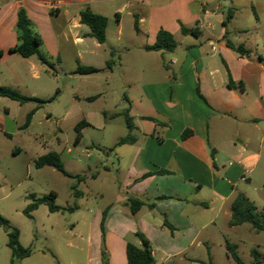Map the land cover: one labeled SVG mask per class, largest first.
<instances>
[{
    "label": "crops",
    "instance_id": "0c3cea01",
    "mask_svg": "<svg viewBox=\"0 0 264 264\" xmlns=\"http://www.w3.org/2000/svg\"><path fill=\"white\" fill-rule=\"evenodd\" d=\"M86 7L107 20L102 45L80 22V11ZM20 8L39 36V50L46 59L59 60L71 53L76 69L80 65L111 72V67L123 66L120 58L129 56L133 71L139 72V86L148 102L141 108L137 102H126L134 142L115 143L111 170L104 165L102 178L116 194L92 217L91 229L100 238L105 213L107 264H127L126 243L140 246L136 232L149 242L153 264H215L211 250L215 244L220 246L222 234L225 249L227 230L244 227L243 232L249 233L248 224H228L234 198L243 195L255 207L256 216L264 212L247 196V188L254 186L251 175L264 152V20L260 15L264 0H1L0 86H15L12 78L35 69L38 61L8 52L19 42ZM248 13L254 18L238 21ZM125 17L132 20L134 35L129 37L123 36ZM159 31L173 36L176 45L171 51L146 49ZM109 37L114 38L113 45L107 44ZM227 42L243 46L248 53L238 54ZM109 50L124 51L116 62L108 58ZM95 55L100 56L98 65L92 61ZM138 57L146 59L145 66L137 68L138 61L133 60ZM144 75L153 77L140 79ZM86 123L84 128L90 126ZM185 131L189 134L182 138ZM123 146L128 148L121 150ZM110 157L105 154L102 163ZM161 170L166 173H157ZM130 199L142 202L135 213L130 211ZM100 250L101 239L93 245L89 242L85 264H101ZM224 255L232 262L226 251ZM253 261L252 256L249 264Z\"/></svg>",
    "mask_w": 264,
    "mask_h": 264
},
{
    "label": "rangeland",
    "instance_id": "374dc122",
    "mask_svg": "<svg viewBox=\"0 0 264 264\" xmlns=\"http://www.w3.org/2000/svg\"><path fill=\"white\" fill-rule=\"evenodd\" d=\"M260 15L264 20V12ZM246 18L254 16L248 13L238 21L245 23ZM131 22L130 17L124 18V37L134 35ZM106 42L113 45L114 38L109 37ZM123 51L109 50L108 58L117 62ZM120 59L121 68L80 75L75 73V59L66 53L59 60L47 59L48 65L36 61L35 69L24 70L12 78L15 86L3 85L22 96L44 101L20 104L2 98L0 102L3 129L0 130V216L19 231L20 245L31 250L28 258L14 264H85L88 243H99L98 231L95 235L91 229L94 228L92 217L95 210L112 202L116 194L113 186L104 184L102 169L105 165L111 170L113 147L129 133L124 122V113L130 109L126 102H137L140 108L148 102L139 86V72L133 71L132 59L129 56ZM92 61L98 65L100 56L95 55ZM133 61H138L137 68L146 65L144 58ZM148 77L153 76L144 75L140 79ZM37 105L39 108L29 127L20 130L27 113ZM82 120L90 126L83 129L82 141L74 146V126ZM15 149L19 151L14 152ZM50 151L60 155L63 169L70 177L49 168H35L34 160ZM107 153L111 157L103 164L101 160ZM75 176L83 179L77 182ZM251 179L254 186L247 188V196L258 210H264V152ZM50 192L55 193L54 204L61 210L50 213L42 204L28 218L23 212L31 203L28 196L43 197ZM247 226L249 233L243 232L244 227L227 230L224 239L237 245V254L244 264L251 262L253 251L258 252L264 264V234L254 233ZM6 242V233L0 228V264H11ZM225 251L222 234L220 246L215 244L211 250L215 264H233L226 260Z\"/></svg>",
    "mask_w": 264,
    "mask_h": 264
},
{
    "label": "trees",
    "instance_id": "16d2710c",
    "mask_svg": "<svg viewBox=\"0 0 264 264\" xmlns=\"http://www.w3.org/2000/svg\"><path fill=\"white\" fill-rule=\"evenodd\" d=\"M80 22L85 24L90 29L89 36L94 38L98 44L102 45L105 42V29L107 25V20L104 16L93 13L89 8H84L80 11ZM231 17V12L229 11L226 16V20L228 21ZM182 33H187L185 28L181 29ZM16 32L18 37V43L9 49L10 54H17L23 58H29L34 56L40 63L48 65V61L45 56L40 52L39 46L41 40L37 34H35L30 27L29 20L25 14V11L20 8L17 11V21H16ZM176 43L171 34L165 31H159L157 33L155 43L147 47V50H167L171 51L175 47ZM227 47L237 52L238 54L244 55L247 54L248 51L243 48V46H234L230 42H227ZM107 68H110L111 61L106 63ZM98 72L97 69L93 67H83L78 66L76 69V73L78 74H92ZM0 97L8 98L10 100L16 101L20 104L26 102H34L38 104L44 103V101L32 98L25 97L20 95L15 90L0 86ZM38 105L26 115L24 124L19 128L20 130H24L28 127L30 123V119L32 114L36 109H38ZM124 120L127 130L129 131L128 135L120 138L117 142V145L130 144L134 142V138L130 135V131L133 130L134 126L132 123V119L128 114V111L124 113ZM152 120V119H149ZM88 124L82 120L74 126V140L73 145L76 146L79 144L82 134L81 130L86 127ZM189 134V131H185L182 134V138H185ZM34 166L36 169H40L42 167H51L55 169L57 172L62 174L63 176L70 177L63 169V164L60 159V155L54 151H50L44 155L37 157L34 160ZM157 173L163 174L166 173L165 170L158 171ZM77 182L81 181L83 178L81 176L74 177ZM55 193L50 192L48 195H45L40 198H35L34 195H30L31 203H29L24 209V214L27 215L28 218H31L30 213L34 211L39 205H46L48 211L50 213L57 212L61 210L58 206L54 204ZM142 202L137 199H130L129 206L131 213H135ZM104 218L105 213L102 215V219L100 222V239H101V264H107V257L104 248ZM248 224L251 227V230L254 233H263L264 234V212L261 213L260 216L255 215V207L249 203L246 198L239 194L237 195L232 202V214L229 221V226H239L241 224ZM0 228L4 230L7 236L6 246L9 248L11 252V260L10 263L14 264L16 261L25 259L31 255L30 248H24L19 243V231L11 226L9 222L0 216ZM134 237L140 242V246H136L130 242L126 243L125 253H126V261L127 264H153L154 260L151 255V248L147 239L140 233L136 232ZM226 254L229 257L233 264H243L240 257L236 252V246L230 243H226ZM257 251L252 252V256L254 257V261L252 264H258Z\"/></svg>",
    "mask_w": 264,
    "mask_h": 264
},
{
    "label": "built area",
    "instance_id": "2783aa9c",
    "mask_svg": "<svg viewBox=\"0 0 264 264\" xmlns=\"http://www.w3.org/2000/svg\"><path fill=\"white\" fill-rule=\"evenodd\" d=\"M0 5H1V0H0Z\"/></svg>",
    "mask_w": 264,
    "mask_h": 264
}]
</instances>
